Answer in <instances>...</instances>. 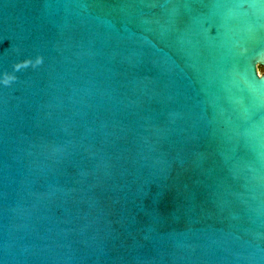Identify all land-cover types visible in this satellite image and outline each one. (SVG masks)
Instances as JSON below:
<instances>
[{
  "label": "water",
  "instance_id": "95a60500",
  "mask_svg": "<svg viewBox=\"0 0 264 264\" xmlns=\"http://www.w3.org/2000/svg\"><path fill=\"white\" fill-rule=\"evenodd\" d=\"M264 0H0V264H264Z\"/></svg>",
  "mask_w": 264,
  "mask_h": 264
},
{
  "label": "rangeland",
  "instance_id": "374dc122",
  "mask_svg": "<svg viewBox=\"0 0 264 264\" xmlns=\"http://www.w3.org/2000/svg\"><path fill=\"white\" fill-rule=\"evenodd\" d=\"M258 73L261 75V74H264V69H258Z\"/></svg>",
  "mask_w": 264,
  "mask_h": 264
}]
</instances>
